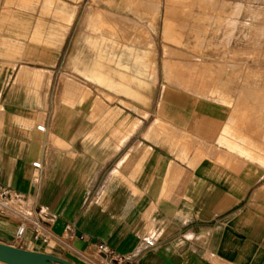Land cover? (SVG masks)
<instances>
[{"label": "crops", "instance_id": "0c3cea01", "mask_svg": "<svg viewBox=\"0 0 264 264\" xmlns=\"http://www.w3.org/2000/svg\"><path fill=\"white\" fill-rule=\"evenodd\" d=\"M9 1L0 0V185L20 195L26 228L15 240L18 218L0 213V242L74 264H264V79L247 80V68L264 70V46L257 63H222L240 72L228 81L230 110L222 92L216 103L173 83L172 65L156 62V21L122 3L108 12L146 24L144 41L120 42L101 22L90 31L92 0H34L19 14ZM240 5L250 12L239 22L263 30L264 0ZM163 8L162 55L173 48ZM103 75L113 86L96 82ZM99 243L125 260L109 261Z\"/></svg>", "mask_w": 264, "mask_h": 264}, {"label": "rangeland", "instance_id": "374dc122", "mask_svg": "<svg viewBox=\"0 0 264 264\" xmlns=\"http://www.w3.org/2000/svg\"><path fill=\"white\" fill-rule=\"evenodd\" d=\"M115 1L122 3L124 9L130 12V16L139 18L140 21L148 18L156 21L159 53L156 55V62L159 68L163 62L172 65L170 74L173 83L181 85L182 89L192 93L198 92L199 96L216 103L224 97L225 101L222 104L230 110L234 108V93L228 81L233 80L234 75L240 72H226L227 67L224 68L222 63H247L248 65L257 63L260 59L258 56L260 48L264 46V27L261 30L257 25L239 22V17L250 12L247 7L240 5L247 3V0H199L198 9L200 11L202 9L203 21L198 25L189 23L191 17H196L193 12L196 0H167L169 36L166 41L173 48L167 49V53L163 55L160 31L164 15V0H92L86 7L87 11L96 15L92 23L101 22L102 32L112 30L118 33L120 42H122V36L128 37L127 34L136 33L140 35L141 42L144 41V32L147 33V25L117 14L110 15L108 11L112 9ZM8 6V11L12 14H19L21 9L31 12L35 10L34 0H10ZM98 6L102 8L99 9ZM44 8L45 15L53 14L51 3ZM77 10L79 11V8ZM187 18L188 22H186ZM88 29L99 32L100 24H91ZM250 29L253 31L251 32ZM124 42H130V40L124 39ZM176 49H181L183 53ZM145 59L148 60L149 56ZM229 69L235 68L229 67ZM247 69V80L264 79V70L258 67ZM157 75L161 85L162 73L158 71ZM221 92L224 93L223 97Z\"/></svg>", "mask_w": 264, "mask_h": 264}, {"label": "built area", "instance_id": "2783aa9c", "mask_svg": "<svg viewBox=\"0 0 264 264\" xmlns=\"http://www.w3.org/2000/svg\"><path fill=\"white\" fill-rule=\"evenodd\" d=\"M40 130H42L41 127H39ZM33 166L35 168L39 167L38 163H34ZM20 200V195L18 193L12 192L8 190L7 188L0 185V213L8 218L17 219L18 222L16 225V228L14 230V239L20 240L25 232V221L26 217L21 214V212L15 207V202ZM14 217V218H13ZM20 218V219H19ZM38 227H35V236L37 237L38 234ZM148 245H152L151 241H146ZM96 250L99 254L104 255L106 259L113 260L114 262H121L125 259L117 257V255L114 254L113 250L110 249L107 245L104 243H99L96 246Z\"/></svg>", "mask_w": 264, "mask_h": 264}, {"label": "water", "instance_id": "95a60500", "mask_svg": "<svg viewBox=\"0 0 264 264\" xmlns=\"http://www.w3.org/2000/svg\"><path fill=\"white\" fill-rule=\"evenodd\" d=\"M0 263L3 264H74L47 253L33 252L0 242Z\"/></svg>", "mask_w": 264, "mask_h": 264}, {"label": "bare ground", "instance_id": "6f19581e", "mask_svg": "<svg viewBox=\"0 0 264 264\" xmlns=\"http://www.w3.org/2000/svg\"><path fill=\"white\" fill-rule=\"evenodd\" d=\"M46 13H47V12H46ZM91 24H95V25H96V24H99V22H98V23H92V22H91ZM87 25H88V24H87ZM87 27H88V26H87ZM94 31H95V30H94ZM96 31H97V29H96ZM96 33H98V32H96ZM91 34H92V33H91ZM94 35H95V34H94ZM89 37H90V36H89ZM99 38H100V37H99ZM28 40H29V39H28ZM94 40H95V39H94ZM90 41H91V40H90ZM90 41H89V42H90ZM98 41H99V40H98ZM105 41H106V40L104 39V42H105ZM44 42H45V41H44ZM87 42H88V39H87ZM91 42H92V41H91ZM91 42H90V43H91ZM101 42H103V41H101ZM92 43H94V41H93ZM92 43H91V44H92ZM95 43H97V41H95ZM85 44H86V42H85ZM88 44H89V43H88ZM100 45H101V43H100ZM103 45H104V44H103ZM89 46H90V45H89ZM98 46H99V43H98ZM101 46H102V45H101ZM101 46H100V47H101ZM112 46H113V45H112ZM90 48H91V47H90ZM91 49H92V48H91ZM92 50H93V49H92ZM96 50H97V49H96ZM101 50H102V47H101ZM103 52H104V50H103ZM99 53H100V56H99V55H97V56H99L100 58H98V57L96 56V57L99 59V60L97 59L98 61H100V59L102 58V57H101V52H99ZM97 54H98V52H97ZM76 58H77V57H76ZM103 59H104V58H103ZM103 59H101V60L103 61ZM78 60H79V58H78ZM93 60H94V59H93ZM104 60H105V59H104ZM112 60H113V59H112ZM103 62H104V61H103ZM106 62H107V61H106ZM108 62H110V61H108ZM77 63H78V62H77ZM79 63H80V62H79ZM81 63H82V61H81ZM113 63H114V60H113ZM113 63H111V64H113ZM96 64H97V63H96ZM98 64H99V63H98ZM97 67H98V66H97ZM92 69H93V68H92ZM125 69H126V68H125ZM126 70H127V69H126ZM127 72H128V71H127ZM91 73H92V75L94 74L93 72H91ZM97 74H98V72H97ZM97 74H96V76H97ZM99 75H102V74L99 72ZM90 76H91V75H90ZM94 76H95V75H94ZM96 76H95V77H96ZM97 78H98V77H97ZM106 78H107V76H106ZM104 79H105V77H104V75H103V80H100V81L96 80V82H101V81H102V82H104V81L107 82V80H104ZM108 79H109V78H108ZM111 80H112V79H111ZM67 81H68V79H67ZM93 81H94V80H93ZM106 82H104V83H106ZM104 83H103V84H104ZM108 83H109V84L106 83V86H107V85H112V84H110V81H109ZM66 84H67V83H65V85H66ZM72 84H74V83H72ZM98 84H99V83H98ZM119 84H120V83H119ZM104 85H105V84H104ZM63 86H64V85H63ZM67 86H68V85H67ZM78 86H79V85H78ZM78 86H77V87H78ZM112 86H113V85H112ZM112 86H111V88H113ZM64 87H65V86H64ZM79 87H80V86H79ZM115 87H116V86H115ZM84 88H85V87H84ZM123 88H124V87H123ZM114 89H115V88H114ZM116 89H117V88H116ZM124 90H125V89H124ZM120 91H121V90H120ZM65 92H66V91H65ZM67 92H68V90H67ZM67 94H68V93H67ZM137 94H138V93H137ZM131 95H133V94H131ZM143 97H144V96H143ZM73 98H74V97H73ZM75 98H76V97H75ZM135 98H136V96H135ZM138 98H139V97H138ZM76 99H77V98H76ZM130 99H131V98H130ZM99 102H100V101H99ZM93 104H94V103H93ZM96 106H97V105H96ZM96 106H95V107H96ZM96 108H97V107H96ZM94 114H95V113H94ZM40 239H41V236L38 237V240H40ZM2 264H3V263H2Z\"/></svg>", "mask_w": 264, "mask_h": 264}]
</instances>
